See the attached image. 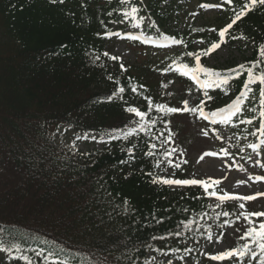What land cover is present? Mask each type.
I'll use <instances>...</instances> for the list:
<instances>
[{"label":"trees","instance_id":"obj_1","mask_svg":"<svg viewBox=\"0 0 264 264\" xmlns=\"http://www.w3.org/2000/svg\"><path fill=\"white\" fill-rule=\"evenodd\" d=\"M164 1L0 0V234L3 246L19 245V252L16 248L5 252L7 264H25L19 259L21 254L30 256L33 264H52V259L59 264L65 258L68 264H86L92 257L106 264H145L146 260L157 264L147 258L149 250L171 256V249L181 248L188 238L205 235L207 223L193 225L207 206L198 191L170 192L152 183L156 161L166 159L159 140L173 113L149 109L147 98L153 105L174 107L176 100L167 95L164 86L175 76L153 83L158 71L145 64L141 69L122 71L111 65L103 46L112 22L124 11L136 7V15L129 16L136 22L151 9L152 27L166 32L172 44L173 39L182 41L184 53L175 60L180 57L189 68H195V56L187 53L206 49L195 50L194 42L202 41L204 46L218 42L219 29L231 21L243 0L224 6L223 18L212 25L215 30L211 33L197 22H190L183 33L169 31L167 25L177 21L179 14L173 6L163 9ZM241 33L249 48L242 51L239 62L215 70L221 77L230 74L234 78L214 87L210 97L215 105L233 103L240 97L239 106L247 107L252 118L244 128L253 127L252 133L261 135L257 131L259 82L249 85L252 91L241 96L247 72L236 76L229 70L240 64L251 67L249 62L261 59L264 7L233 25L224 41L233 43V37ZM261 70L264 61L254 69L257 74ZM199 76L206 79L204 73ZM117 88L124 91L109 101L107 97ZM130 106L146 113L143 121L138 117L145 130L138 127L135 136L113 134L118 138L109 139L104 148L78 156L57 138L55 130L60 124L101 133L121 127L129 116H136L125 111ZM149 151L153 155H146ZM188 221L192 223L185 228ZM161 236L165 238L153 239ZM37 251L42 254L37 256ZM49 252L54 256L44 261Z\"/></svg>","mask_w":264,"mask_h":264},{"label":"rangeland","instance_id":"obj_2","mask_svg":"<svg viewBox=\"0 0 264 264\" xmlns=\"http://www.w3.org/2000/svg\"><path fill=\"white\" fill-rule=\"evenodd\" d=\"M187 6L184 7V11L188 14H192V17L196 18L198 24L205 22L208 24H217L220 20V16L217 15V7L202 8L197 0H186ZM219 4V3H214ZM213 11V12H210ZM183 12V11H182ZM184 13L181 15V19L185 20ZM179 23V22H178ZM186 21H182L178 24L179 29L184 27ZM175 24H171L169 27L173 28ZM137 29H135L136 31ZM197 46V45H196ZM238 46L245 45L243 41L231 44H225L220 48L214 50L205 59L206 65L209 69L212 67H222L228 65L234 59H238L240 56V49ZM143 49L137 46L129 45L123 38L117 37L111 38L106 45V52L112 57H119L116 60L118 63L127 61L128 64L134 66L136 64H142V60H150L154 56L151 52H143ZM143 52V53H142ZM141 57V58H140ZM175 90L181 89L183 91V85L180 81L173 84ZM196 96L193 92H188L186 100L192 102ZM181 108L182 107H178ZM194 113L191 112H177L173 119V127L176 128V135H171L172 145L175 149V159L181 161H187L185 164V179H202L208 180H220L219 192L223 194V191H227L230 194L238 195H253L256 192H264V180L252 181L249 180V176H264V167L257 165L256 160L264 165V144L260 143L259 138L249 139L247 136H241V131L237 123H221L219 116L216 118V123H213L211 119H207L205 122L198 123L194 120ZM207 135H204V133ZM219 137V138H218ZM70 146L75 141V151L85 152L100 146L101 142L89 145L83 143L81 140H75L74 136L68 138ZM258 144V153L246 144ZM223 150H226L229 155H223ZM242 149V151H241ZM206 152L217 153L215 156H205L204 159L200 157ZM243 166L242 170L239 166ZM164 178L174 177L171 169L167 168L161 175ZM238 181H245L243 184H237ZM172 188H179L184 186L169 185ZM211 203L218 205L231 204L235 208H239V203H244L245 207L242 211H264V196L257 197L255 201H225L220 203L215 197H210ZM235 223L232 227L224 226L220 229V234L223 232L224 236L220 243H210L204 241L199 243V249L197 253L193 255H184L181 262L172 264H224L223 261H212L204 253L216 254L233 247L235 239L240 236L245 230V222L243 217L240 219L235 218ZM235 229H240V232H236ZM219 234V235H220ZM218 235V236H219ZM217 237V236H216ZM216 237L213 238L215 241ZM1 254V253H0ZM194 255H197L200 262L193 261ZM1 259V256H0Z\"/></svg>","mask_w":264,"mask_h":264},{"label":"snow or ice","instance_id":"obj_3","mask_svg":"<svg viewBox=\"0 0 264 264\" xmlns=\"http://www.w3.org/2000/svg\"><path fill=\"white\" fill-rule=\"evenodd\" d=\"M51 2L55 3L56 0H51ZM61 3L64 2V0H60ZM125 2V0H122V3ZM228 4H232L233 0H226ZM222 5L216 4H201L200 7L202 8H211V7H221ZM257 7H264V0H243V3L238 9H234L233 17L231 21L223 28L219 29L218 35H219V41L211 43L210 47H208L206 50H202L199 54L194 53H187L188 56H195L196 60V66L195 68H189L186 64H177L176 61H173V65L175 66L176 71H180L183 75H190V78L193 79L198 86L202 88H209V87H220L221 85H225L229 82L230 79H233L230 74L227 76L221 77L219 73H217L213 69L205 68L200 64V57L201 55H209L214 50L220 47L222 43H224V37L228 33L230 29L233 28V25H235L238 21H240L242 18H244L249 12L255 10ZM137 8L132 7L130 11L125 13V18L129 16H135L137 13ZM108 36H117L123 38V35H127V38L129 39H139L138 36H133L130 33L128 34H121L119 32H109L106 33ZM241 38H244L241 36ZM233 39H236V37H233ZM173 43H182V41L174 40ZM105 55H108L105 53ZM259 55L261 59H258L256 61L249 62L251 64V67L245 68L244 64H240L237 66V69H231L229 70L230 73L235 72L236 76L240 75V71H246L247 72V79L244 82V91H242L241 96H247L249 92L252 91V88L249 87V85L259 82V103L261 105V108L259 110V116H260V127L257 129V131H261V134L264 135V70H261L259 74H257L254 69H256L262 61H264V45H261ZM112 59H119V57H112ZM124 66L121 65V68ZM204 73L206 76V79H200L199 74ZM213 77H216V79H213ZM111 79V77H109ZM124 91L123 88H117L116 91L112 93V95L108 96L107 99L111 101L113 97L117 96L119 93H122ZM135 91V89H133ZM207 95V93H205ZM211 99V97H208ZM148 99L149 109L152 107H155L158 111L164 112L166 114L170 113H177V112H197L199 111L200 116L204 119H211L213 123H216V118L219 116L221 123H229L231 121V117L236 115V113L241 111L240 108V97H237L235 101L231 105L228 106L227 112H225V109H219L217 111L211 112V113H205L202 108L199 106L189 108L188 107V101H182L183 108H177V107H168L164 104H152L151 98ZM201 104H203V101H201ZM125 111L129 113H134L137 117L140 118L141 121L144 120V117L146 116V113L143 111H140L136 107H127ZM246 123L251 124V119L244 121ZM150 123H155V121H150ZM140 130L144 131L145 126L139 125ZM135 129H129L128 131L124 132L123 135L125 138H127L129 135H131ZM255 135V133H252ZM204 135H207L205 132ZM81 137H77V139H80ZM116 136H111L110 139H117ZM171 136L167 137L166 139H170ZM219 138V137H218ZM95 139V137H93ZM261 144H264V140L260 141ZM73 149H75V141H73V144L71 145ZM152 148H155L156 145H151ZM253 152L258 153L259 145L258 144H250L248 145ZM175 149H171L170 151H165L163 153L164 157H170L171 153L174 152ZM242 151V149H241ZM128 152L131 154L132 149L129 148ZM223 155L228 156L229 153L226 150H223ZM87 155V153H85ZM146 155H153L151 151L147 152ZM217 153L214 152H206L204 153L200 159H204L205 156H215ZM130 158H132L130 156ZM121 163H124V161H121ZM167 163L169 165H172L176 168H179V164H174L171 159L167 160ZM184 163H187V161H184ZM255 163L257 165H260L261 167H264V165H261V162L259 160H256ZM160 162L156 161V166L159 167ZM242 170V165L239 166ZM149 175H153L149 173ZM249 180L252 181H262L264 180V176H249ZM152 183H163L166 185H177V186H195L199 185L204 189V192L206 195L215 197L220 203H223L225 201H255L257 197L264 196V192H256L253 195H238V194H230L227 191H223V194H220L214 187L215 185H219L221 183L220 180H213L209 178L208 180H202V179H173V178H164L153 175ZM245 181H238L237 184H243ZM212 188V191H209V188ZM124 204L127 205L128 201L125 199ZM245 207L244 203H239V208L243 209ZM125 211H127V208H125ZM223 216H228V212L221 213ZM240 217H243L244 221L247 222V227L243 231V233L238 237L237 244L235 247H231L229 249H226L224 251L218 252L216 254H209L204 253V255L208 256V258L212 261H233V264H264V211H242L240 212L239 216H237V219H240ZM253 217L257 218L256 220L252 219ZM160 221H157L159 223ZM192 223V221H188L184 224L185 228H188L189 225ZM235 222H230L228 220L224 221V225H227L229 227H232ZM223 227V226H221ZM236 232H240V229H235ZM207 237L206 239L212 243H220L223 239L224 233L222 232L219 236L216 237L215 241H213V233L210 229L207 230ZM175 235L179 236L180 233L176 232ZM168 235H173V233H168ZM165 237H153V239H161L163 240ZM12 248H16L19 252V245L13 244L12 247H4L3 245H0V251L8 252L10 253L12 251ZM157 251H163L162 249H158ZM173 252L179 251V249H171ZM191 249H185V252H190ZM42 253L40 251L36 252L37 256H40ZM164 255H167V253H164ZM54 256V253L49 252L48 255L44 256V261H49ZM19 259L23 260L25 264H33L32 258L28 255L21 254L19 256ZM52 264H57V261L55 259H52ZM59 264H68L67 258L64 260L59 261ZM86 264H106V261H102L99 257H92L90 259H87ZM145 264H150L149 261H145ZM167 264H172V260H168Z\"/></svg>","mask_w":264,"mask_h":264}]
</instances>
